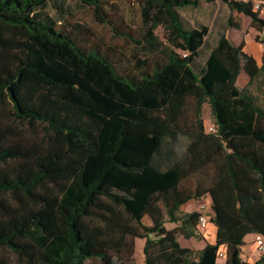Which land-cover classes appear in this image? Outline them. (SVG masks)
Segmentation results:
<instances>
[{"label":"trees","instance_id":"trees-1","mask_svg":"<svg viewBox=\"0 0 264 264\" xmlns=\"http://www.w3.org/2000/svg\"><path fill=\"white\" fill-rule=\"evenodd\" d=\"M50 1L0 0V264H119L136 238L144 264H219L221 249L224 264H264V254L242 258L245 238L264 236V108L238 86L252 69L264 94V40L257 68L244 41L220 33L197 71L210 30L188 28L181 14L221 1L262 32L250 0H138L140 39L119 32L102 0H81L144 51L135 76L42 18ZM207 195L216 240L193 258L178 236L196 238L200 214L178 213Z\"/></svg>","mask_w":264,"mask_h":264},{"label":"rangeland","instance_id":"rangeland-1","mask_svg":"<svg viewBox=\"0 0 264 264\" xmlns=\"http://www.w3.org/2000/svg\"><path fill=\"white\" fill-rule=\"evenodd\" d=\"M102 4L109 19L113 21L119 32L131 34L136 39L141 38L140 7L138 0H102ZM39 12L42 18H50L59 30L71 32L78 44L86 50H98L101 54L105 55L114 63L117 70L124 75L135 76L137 74V71L134 69L136 59H145L147 57L144 51L129 39L115 36L108 26L96 23L92 10L84 6L81 0H52ZM181 14L188 28L193 29L207 26L210 30L206 46L195 59L194 67L197 71L204 66L210 50L217 43L220 33H225L234 45H239L242 40H245L246 44L247 41L256 43L255 38L257 36L264 39V31L260 33L254 29L250 18L238 12H231L221 1L212 4L203 3L198 8L184 9L181 11ZM229 18L233 20L232 26L228 23ZM59 23L64 25V28ZM156 34L161 41L166 43L162 29H158ZM245 52L254 58L256 56L247 45L245 46ZM256 65L258 67L261 66L262 61L259 62L256 59L255 67H257ZM253 75L252 69L244 71L241 74L238 86L256 97L258 105L264 108V94L262 89H260V80L252 81ZM195 104L194 102L189 103L185 113L186 118H194ZM202 117L205 127L213 124V117L208 104L203 105ZM199 182L198 179L194 178L189 180L186 186L190 187L191 190H196ZM193 201L198 204V208L193 209V211L199 214L206 211L209 216L213 215L212 203L208 196ZM184 215L185 213L183 212L178 213L181 219L184 218ZM144 223L151 225L149 219H145ZM177 227L178 225L175 224H166L168 230ZM195 232L197 237L189 240L185 239L183 235L178 236L181 247L190 249L193 252V258L197 257L201 248L207 243V240L213 244L215 243L214 239L211 240V236L207 233V230L206 232L204 229L195 230ZM253 242L254 239L252 238L249 245L254 246L255 243ZM144 245V239L136 238L133 241L128 240V244L122 254L119 255L117 262L119 264H144ZM3 254L6 253L3 252ZM112 258L116 257L113 255ZM93 264L103 263L95 261Z\"/></svg>","mask_w":264,"mask_h":264},{"label":"crops","instance_id":"crops-1","mask_svg":"<svg viewBox=\"0 0 264 264\" xmlns=\"http://www.w3.org/2000/svg\"><path fill=\"white\" fill-rule=\"evenodd\" d=\"M59 24H61V23H59ZM257 37H259V36H257ZM257 37L255 38L256 43H250V42L247 41V44H246L245 40H242V41L245 42V46L246 45L249 46V49L251 51H253V53H255L256 56H255V58L253 57L255 62H256V59H257V61H259V62L262 61V64H263V47H262V45H260V43L257 42V40H256ZM261 40H264V39H261ZM209 126H214V124H210ZM207 196L209 197V199H210V201L212 203L211 197L209 195H207ZM197 208H198V204L192 200L189 203L183 205L180 208L179 213L183 212V213H185L184 216H186V215L194 213L195 211H193V209H197ZM209 217H212V215H210ZM196 230H200L199 226H197ZM206 230H207V233L211 236V240L214 239V241H215L216 240V233H217V228L215 227V225H213L210 222L209 225L204 229L205 232H206ZM252 238L254 239V235L247 236L245 238V245L242 247V258H243V260H246V261H248L250 263L256 262L259 259V256H260L256 245H254L255 249H254V246H250L249 245V242H250V240ZM207 243L213 244L211 242H208V240H207ZM207 243H205V245L201 248V250L206 246ZM219 264H224V261H219Z\"/></svg>","mask_w":264,"mask_h":264},{"label":"built area","instance_id":"built-area-1","mask_svg":"<svg viewBox=\"0 0 264 264\" xmlns=\"http://www.w3.org/2000/svg\"><path fill=\"white\" fill-rule=\"evenodd\" d=\"M252 3V8L255 13L258 14L259 18L264 21V2L262 0H250ZM183 56L186 57V54H183ZM207 132L208 133H216L215 126H207ZM211 217L208 216L207 212L200 213L198 226L200 230L205 229L210 221ZM254 243L258 249L259 254H264V236L260 234L254 235ZM219 261L225 260V251L224 249H221L218 254ZM246 261V260H244Z\"/></svg>","mask_w":264,"mask_h":264}]
</instances>
